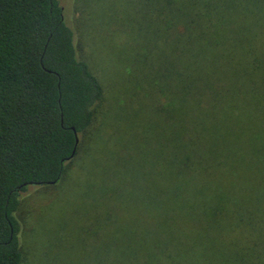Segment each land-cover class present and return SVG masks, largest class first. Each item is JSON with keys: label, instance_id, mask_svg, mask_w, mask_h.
<instances>
[{"label": "trees", "instance_id": "16d2710c", "mask_svg": "<svg viewBox=\"0 0 264 264\" xmlns=\"http://www.w3.org/2000/svg\"><path fill=\"white\" fill-rule=\"evenodd\" d=\"M143 1L164 146L105 182L90 264H264V0ZM65 13L0 0V264L24 260L22 193L65 180L104 99Z\"/></svg>", "mask_w": 264, "mask_h": 264}, {"label": "rangeland", "instance_id": "374dc122", "mask_svg": "<svg viewBox=\"0 0 264 264\" xmlns=\"http://www.w3.org/2000/svg\"><path fill=\"white\" fill-rule=\"evenodd\" d=\"M60 3L75 31L80 57L103 86L104 99L79 155L68 164L65 180L50 187L31 186L21 195L17 216L22 226V264H90L91 251L97 248L95 234L103 227L97 217L114 205L113 198L100 195L105 182L124 171L120 162L144 165L146 154L150 152L152 160L151 151L164 143L163 137L148 138L147 131L159 119L155 106L166 100L151 92L153 76L139 63L145 61L138 57L139 45H145L140 44L135 25L145 19L144 1ZM148 168L147 164L142 171L144 185L151 183Z\"/></svg>", "mask_w": 264, "mask_h": 264}, {"label": "water", "instance_id": "95a60500", "mask_svg": "<svg viewBox=\"0 0 264 264\" xmlns=\"http://www.w3.org/2000/svg\"><path fill=\"white\" fill-rule=\"evenodd\" d=\"M79 137H78V135H77V141H76V143H77V145L79 144ZM75 153H76V151H74V153H73V156L72 157H74V155H75Z\"/></svg>", "mask_w": 264, "mask_h": 264}]
</instances>
